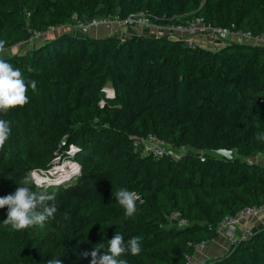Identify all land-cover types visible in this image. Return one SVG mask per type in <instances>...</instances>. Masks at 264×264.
Segmentation results:
<instances>
[{"label":"trees","instance_id":"obj_1","mask_svg":"<svg viewBox=\"0 0 264 264\" xmlns=\"http://www.w3.org/2000/svg\"><path fill=\"white\" fill-rule=\"evenodd\" d=\"M144 13L153 24L185 25L202 18L236 31L264 30V0H0V40L6 52L31 45L48 28ZM233 25V27H232ZM205 40V39H204ZM180 36L100 38L61 32L25 52L5 55L21 69L29 103L0 112L11 134L0 150V197L53 158L80 165L70 181L34 191L55 193L58 211L42 226L15 230L0 208V264H90L115 232L142 237L128 264H180L218 236V223L264 203V47L226 43L216 51ZM111 88L113 97L104 89ZM154 134L169 142L159 158L142 155L132 138ZM78 150L70 156L69 146ZM180 148V159L172 152ZM217 149L234 150L229 160ZM70 178V177H69ZM138 194L126 217L112 192ZM179 212L189 223L169 219ZM200 264H264V227Z\"/></svg>","mask_w":264,"mask_h":264},{"label":"clouds","instance_id":"obj_2","mask_svg":"<svg viewBox=\"0 0 264 264\" xmlns=\"http://www.w3.org/2000/svg\"><path fill=\"white\" fill-rule=\"evenodd\" d=\"M6 43V40H0V54L6 52ZM36 87L37 82L35 80H26L20 68L14 67L4 58V55H0V112H7L9 109L28 104L29 89L34 91ZM106 89L112 92L111 97H113L114 92L112 89ZM106 89H104V92L106 96L109 97L106 93ZM10 123V121L0 118V150H3L6 142L9 141L11 134ZM256 139L258 141H264V132H258L256 134ZM71 146H75L77 150L78 147L73 144L69 146L68 154L70 153L73 155L77 150L71 152ZM176 151L181 153L180 148H176L173 153ZM55 159L56 157L53 158V161ZM61 161H63V158L60 159V162ZM65 161L72 164L70 166L75 170L70 178L67 180H60L58 178L59 173L55 171L54 173H50L49 175L45 174V176H43L48 177L45 182L40 180V183L34 182L33 185L41 189L48 186H57L70 181L71 178L75 177L76 173L79 172L80 165L71 157H68ZM44 170L46 169L38 171ZM32 173L31 171L30 175ZM19 185L20 186L16 188L14 193L0 197V208L7 207V218L3 220L5 225H11L15 230H23L30 226H42L47 220L54 218V214L58 211L54 203L55 193L34 191L27 181ZM112 197L115 198L118 204L124 209L126 217H132L137 212V201L140 197L136 192L126 188H120L112 192ZM142 239L143 238L140 236H133L130 240L125 241L121 233L115 232L113 237L107 240L108 247L102 254L100 249L103 247L96 246L90 253H85V255L91 256L90 264H128V262L121 257L126 253H130L132 256L139 255L143 250ZM47 264H62V262L59 257L49 259Z\"/></svg>","mask_w":264,"mask_h":264},{"label":"built area","instance_id":"obj_3","mask_svg":"<svg viewBox=\"0 0 264 264\" xmlns=\"http://www.w3.org/2000/svg\"><path fill=\"white\" fill-rule=\"evenodd\" d=\"M74 17H76V15ZM99 21L100 20L92 19L84 23L81 22V20H76L77 24L79 25L75 24V26L79 29L89 28ZM120 21H122L127 26L133 27H144L151 25L148 16L142 12L129 15ZM60 26L62 27L63 24ZM60 26L49 27L47 34L49 32L52 33L53 28H59ZM157 28L159 35L169 34L170 36H180L186 40L188 46H192L195 39L202 37L207 41L219 40L223 43L236 42L264 47V30L259 33H252L251 31L241 32L233 30L229 27L210 25L204 22L202 18H192L185 25L170 24L157 26ZM43 34L44 33H36L34 36H32V39L41 37ZM216 50L217 48H215L213 51ZM106 93L109 95L108 91H106ZM132 145L135 149L140 150L142 155H151L155 158L161 157L165 151L169 150V142L157 137L154 134L136 136L132 138ZM75 150H77V148L75 146H71V152ZM172 155L176 159L180 158V154L177 151L174 153L172 152ZM260 157L257 155L254 159H258ZM262 213H264V203L255 206L243 207L234 215H229L221 219V221L218 223L217 231L219 232L221 229L223 233L227 235L234 226L240 223L243 230L241 231V236H238L236 240L240 238H246L250 235V233H252V230L249 226L250 222ZM169 219L175 221L178 226H186L189 223L185 218H182L180 213L177 211L172 212L169 216ZM262 227H264V222L262 223ZM197 250L198 247L195 251ZM180 264H193V255H186L184 261Z\"/></svg>","mask_w":264,"mask_h":264},{"label":"rangeland","instance_id":"obj_4","mask_svg":"<svg viewBox=\"0 0 264 264\" xmlns=\"http://www.w3.org/2000/svg\"><path fill=\"white\" fill-rule=\"evenodd\" d=\"M74 16L75 15H73V20L71 22L64 23L62 27L60 26L61 28L60 27L59 28H53L52 33L49 32L48 35L38 37L31 45L28 46V43L22 44L21 46L13 47L11 50L5 52L4 54L7 55V54H12V53L25 52V50L29 49L30 47H32V46L37 47V46H39L38 43L44 41L45 39H48L50 36H57L61 32L72 33V34H75L79 37L86 36V37H94V38H100V37H103L106 35H113V36L120 37V38L130 37V36H134V35L145 34L149 30L152 31V29L155 30L154 32L152 31L154 33V34L151 33L152 35L159 33L158 28H157V26H158L157 24L151 23V25L144 26V27L127 26L122 21H120V19H118L116 16L115 17L111 16V17L106 18L105 20H100L99 22L95 23V25H92L89 28L79 29L75 26V24L76 25H79V24H77V22L74 20V18H75ZM103 34H105V35H103ZM157 35H159V34H157ZM207 42H209V41H207V40L203 41V43L206 45H207ZM211 42H213V41H211ZM4 54H0V55H4ZM106 91H108L109 97H111L112 92L109 91V89H106ZM70 156H72V154H70ZM60 159H61L60 156H56V159L44 171H38V170H36L35 172L32 171L33 173L31 175H30V173H28V175L25 177L24 182L27 181L28 183L29 182L40 183L41 182L40 180L45 182V180L48 179V177H43V176H45V174L49 175L50 173H54L56 170H58V167H62L65 164H69L67 161H65V159H68V158H65V159L63 158V161H61V162H60ZM253 160H256L258 163H264V157H261L258 159H253ZM70 165H72V164H69V166ZM69 169L70 170H68L67 172L59 174L58 178L60 180H66L67 178L72 176V174L75 172V170L73 167L71 168V166ZM70 172H71V174L69 175L68 173H70ZM78 173L79 172H77L76 175ZM242 230H243L242 225L239 223L236 226H234L233 229L230 230L227 235L224 234L225 238L227 239V243H228L226 250L228 249V246L230 244H232L234 241H236L238 236H241ZM220 235H223V231L221 229L218 232V236H220Z\"/></svg>","mask_w":264,"mask_h":264},{"label":"crops","instance_id":"obj_5","mask_svg":"<svg viewBox=\"0 0 264 264\" xmlns=\"http://www.w3.org/2000/svg\"><path fill=\"white\" fill-rule=\"evenodd\" d=\"M152 31L154 32L155 30L152 29ZM152 31H148L145 34L142 35H152L154 34ZM152 33V34H151ZM159 33H156L155 35H157ZM105 35V34H103ZM204 38H198V42L199 43H203ZM224 45V43H222L219 40H214L213 42L209 41L207 42V48L214 50L215 48H220ZM264 222V213L260 214L258 217L254 218L249 226L251 228V230L254 232L258 229H260L262 227V223ZM228 243H227V239L223 235L217 236L216 238L212 239L209 242L203 243L198 247V250L193 254V264H200L203 260L209 259L211 257L220 255L225 253L226 251V247H227ZM202 247V248H201Z\"/></svg>","mask_w":264,"mask_h":264},{"label":"water","instance_id":"obj_6","mask_svg":"<svg viewBox=\"0 0 264 264\" xmlns=\"http://www.w3.org/2000/svg\"><path fill=\"white\" fill-rule=\"evenodd\" d=\"M260 102L264 103V99L260 100ZM215 153L232 160L234 158L235 151L234 150H226V149H217Z\"/></svg>","mask_w":264,"mask_h":264},{"label":"bare ground","instance_id":"obj_7","mask_svg":"<svg viewBox=\"0 0 264 264\" xmlns=\"http://www.w3.org/2000/svg\"><path fill=\"white\" fill-rule=\"evenodd\" d=\"M65 167V168H64ZM70 168V166H69V164H65L64 166H62V167H58V170H56L59 174H61V173H65V172H67L68 170H70L69 169ZM69 175L71 174V172L70 173H68ZM68 176V175H67ZM71 177V176H70ZM68 179V178H67ZM66 179V180H67Z\"/></svg>","mask_w":264,"mask_h":264}]
</instances>
